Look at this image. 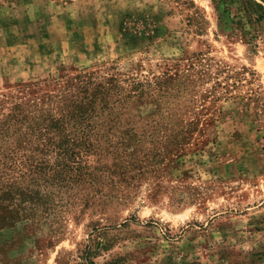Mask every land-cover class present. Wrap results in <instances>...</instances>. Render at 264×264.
I'll return each instance as SVG.
<instances>
[{"label":"rangeland","instance_id":"rangeland-1","mask_svg":"<svg viewBox=\"0 0 264 264\" xmlns=\"http://www.w3.org/2000/svg\"><path fill=\"white\" fill-rule=\"evenodd\" d=\"M142 15L152 39L122 37ZM104 66L180 89L164 105L162 161L152 153L119 200L0 230V264H264V0L0 7V93L33 82L51 93L50 78Z\"/></svg>","mask_w":264,"mask_h":264},{"label":"trees","instance_id":"trees-1","mask_svg":"<svg viewBox=\"0 0 264 264\" xmlns=\"http://www.w3.org/2000/svg\"><path fill=\"white\" fill-rule=\"evenodd\" d=\"M154 24L143 15L129 19L120 35L150 40ZM50 79L51 93L41 91L44 82L0 93V230L59 224L76 207L119 200L148 173L151 154L160 162L168 149L164 105L180 94L171 77L139 81L104 66ZM8 247L0 244V252Z\"/></svg>","mask_w":264,"mask_h":264}]
</instances>
